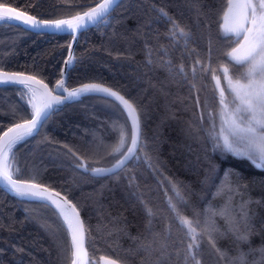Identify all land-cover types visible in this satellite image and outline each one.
I'll use <instances>...</instances> for the list:
<instances>
[{
  "label": "trees",
  "instance_id": "obj_1",
  "mask_svg": "<svg viewBox=\"0 0 264 264\" xmlns=\"http://www.w3.org/2000/svg\"><path fill=\"white\" fill-rule=\"evenodd\" d=\"M98 2L8 0L10 6L45 20L69 18ZM224 3L122 0L103 22L80 34L67 87L100 83L123 94L139 110L142 145L122 170L94 177L76 167L77 157L89 167L116 162L106 152L118 140L113 125L124 124L125 114L116 102L95 94L56 107L36 134L16 146L21 178L35 176L37 183L77 205L88 229L91 262L101 264L100 257L106 256L121 264H183L188 238L168 206L167 198H175L172 181L188 200L187 206L179 207L189 217L193 209L201 213L220 209L231 198L230 216L239 232H230L217 216L223 235L217 234L216 244L227 256L221 260L205 240L198 253L202 264H230L241 252L244 264H264V170L213 150L208 135L210 112L219 124L211 72L221 75L227 90L221 65L237 71L224 56L233 39L223 34ZM159 8L190 36L173 41L167 35L171 25L161 18ZM71 40V35L36 33L21 24L0 23V69L35 75L53 88L61 78ZM27 93L22 86H0V135L30 118ZM224 184L238 188L240 194L220 192ZM145 205L154 216L147 215ZM240 234L248 239H238ZM69 241L51 207L0 188V264H69ZM164 242L166 250L160 246ZM147 245L151 248L146 250Z\"/></svg>",
  "mask_w": 264,
  "mask_h": 264
},
{
  "label": "snow or ice",
  "instance_id": "obj_2",
  "mask_svg": "<svg viewBox=\"0 0 264 264\" xmlns=\"http://www.w3.org/2000/svg\"><path fill=\"white\" fill-rule=\"evenodd\" d=\"M116 4L117 0H99L96 6L77 12L69 18L45 20L10 6L8 0H0V23L16 21L38 32L44 29L67 31L72 33L75 39V33L81 29L87 28L90 24L103 22ZM157 11L161 18L166 19L171 25L167 35L173 41L177 37L190 36L179 21L170 16L164 8H159ZM221 19L223 34L233 38L230 42V50L226 51L224 56L237 71L231 72L228 65H221L220 72L223 80L226 81L227 90L222 84L221 75L216 74L215 70L211 72L213 87L218 97L216 102L219 106L217 112L219 124L217 125L216 119L210 112L211 130L208 135L213 142V150H220L234 158L247 160L256 168L264 170V0H225ZM71 48L72 45L69 44L67 60L64 61L66 66H71L76 59ZM196 63L199 64L201 61L197 60ZM178 67L180 72L184 71L182 64ZM192 70L195 74V66ZM61 75L63 77V73ZM7 84L20 85L27 90L29 93L27 103L31 105V114L30 118L14 124L0 135V184L22 199L39 200L44 202L45 207L53 209L70 237L69 264H95V261H89L86 247L88 229L81 219L77 205L67 196H62L60 192H55L37 183L35 176L28 179L21 178V169L17 164L15 149L18 144L23 143L37 132L54 107L66 101L79 99L84 94L103 93L113 98L125 114L124 124L115 123L113 125V129L118 132V140L106 152V155L116 157V162L111 168L89 167L82 157H77L80 162L76 167L89 171L93 175H107L123 168L125 162L132 159L137 148L142 145L139 110L133 101L125 98L118 91L99 83H85L69 90L65 80L61 78L55 85V89L60 94H53V90L35 75L6 72L0 69V85ZM197 103H199L198 99ZM201 118L203 119V116ZM125 145L130 146L125 148ZM121 153H123L122 158ZM73 155L76 154L73 153ZM169 183L172 184V191L175 193V198L171 196L167 198L169 209L188 238L183 264H190V262L191 264H202L198 253L201 250V243L205 240L216 255L223 260L227 253L217 247V234L223 235V233L220 232L215 218L219 216L224 219L230 232H239L237 222L234 217L230 216L231 198L220 209L208 208L203 213L193 209V215L189 217L180 211V205H188L182 189L172 181ZM219 191L240 194L239 189L233 188L230 184L222 185ZM145 209L149 217L155 215L147 205ZM242 219H246V213ZM149 226H151V221H149ZM165 232L170 234V226L166 227ZM237 238L246 241L248 235L240 234ZM160 246L165 250L168 247L166 242L161 243ZM149 248L151 245L145 246L146 250ZM176 255L180 256L179 249ZM244 256L245 254L241 252L237 257L231 258L230 264H236L237 261L239 264H244ZM100 260L102 264H121L118 259L106 256L100 257Z\"/></svg>",
  "mask_w": 264,
  "mask_h": 264
},
{
  "label": "water",
  "instance_id": "obj_3",
  "mask_svg": "<svg viewBox=\"0 0 264 264\" xmlns=\"http://www.w3.org/2000/svg\"><path fill=\"white\" fill-rule=\"evenodd\" d=\"M122 0H117V4L113 7V9L110 11V13L119 5V3L121 2ZM94 6H96V5H94ZM93 6V7H94ZM109 13V14H110ZM108 14V15H109ZM30 15V14H29ZM107 15V16H108ZM66 19V18H65ZM10 23H16V24H20L19 22H16V21H9ZM99 22H97L96 24H90L87 28H85V29H81L79 32H77V33H75V39H73V34L72 33H70V32H67V31H53V30H48V29H44V30H41V31H36V30H33V29H29V28H27V26H25V25H22V26H24L25 28H27V29H29V30H31V31H34V32H36V33H48V34H56V35H71L72 36V40H71V42H70V44L72 45V48H71V50H72V52H73V54L75 55V47H76V44H77V42H78V39H79V36H80V34L82 33V32H84V31H86V30H88V29H90V28H92V27H94L95 25H97ZM66 60H67V58H66ZM75 61H76V59L74 60V62H73V64L71 65V66H66L65 64L63 65V67H62V72H61V74L63 73V77H62V75H61V78H63L64 80H65V84H66V87H67V81H68V73H69V70L73 67V65L75 64ZM7 72V71H6ZM26 75H29V74H26ZM60 78V79H61ZM39 79V78H38ZM45 83V82H44ZM91 83H96V82H91ZM100 84V83H99ZM7 85H16V84H7ZM56 85V84H55ZM55 85H54V87L53 88H50V89H52L53 90V94H60L56 89H55ZM83 85V84H82ZM103 85V84H102ZM0 86H6V85H0ZM17 86H20V85H17ZM105 86V85H104ZM80 87V86H79ZM105 87H107V86H105ZM69 90H71V89H69ZM114 90V89H113ZM116 91V90H115ZM120 93V92H119ZM89 94V93H88ZM90 94H95V95H98V96H101V97H104V98H107V99H110V100H112V101H114V102H116L113 98H111V97H108V96H106V95H104L103 93H90ZM121 94V93H120ZM63 95H67V93H63ZM121 95H123V94H121ZM124 96V95H123ZM126 98V97H125ZM68 102H70V101H66L64 104H62V105H59V106H57V107H60V106H63V105H65L66 103H68ZM117 103V102H116ZM118 104V103H117ZM56 107H54V109H55ZM54 109H53V111H54ZM52 111V112H53ZM51 115V114H50ZM50 117V116H49ZM48 117V118H49ZM45 122H43V124H44ZM12 126H14V125H12ZM11 126V127H12ZM43 126V125H42ZM41 126V127H42ZM41 127H39L38 128V130H37V132L41 129ZM6 131V130H5ZM36 132V133H37ZM141 132H142V129H141ZM35 133V134H36ZM2 135V134H1ZM128 146H130V145H128ZM139 149H140V147L139 148H137V150H136V154H135V156L137 155V153H138V151H139ZM123 156V155H122ZM122 156H121V158H122ZM134 156V157H135ZM134 157L132 158V159H129V160H127L126 162H125V165L123 166V168L128 164V163H130L133 159H134ZM113 165H111V166H109V167H103V168H111ZM123 168H120V169H117L115 172H113V173H110V174H107V175H93L91 172H89V171H85L84 169H81V168H78V169H80V170H82L83 172H86V173H90L92 176H94V177H104V176H109V175H112V174H114V173H117V172H119L120 170H122ZM0 188H2L3 190H5V191H7L9 194H11V195H14V196H16L13 192H11V191H9L8 190V188H6L3 184H0ZM49 188V187H48ZM50 190H53V189H51V188H49ZM55 191V190H54ZM55 192H57V191H55ZM62 196H64L63 194H62ZM16 197H18V196H16ZM18 198H20V197H18ZM29 200V199H28ZM33 201H39V200H33ZM42 202V201H41ZM80 216H81V214H80ZM81 219H82V216H81ZM83 220V219H82ZM70 238V237H69ZM86 247H87V237H86ZM89 254V253H88ZM102 257V256H101ZM89 261H90V257H89ZM91 262V261H90ZM100 263L102 264V261L100 260Z\"/></svg>",
  "mask_w": 264,
  "mask_h": 264
},
{
  "label": "rangeland",
  "instance_id": "obj_4",
  "mask_svg": "<svg viewBox=\"0 0 264 264\" xmlns=\"http://www.w3.org/2000/svg\"><path fill=\"white\" fill-rule=\"evenodd\" d=\"M26 95H27L26 98L28 99V97H29V93H27ZM126 147H127V145H125V148H126Z\"/></svg>",
  "mask_w": 264,
  "mask_h": 264
}]
</instances>
